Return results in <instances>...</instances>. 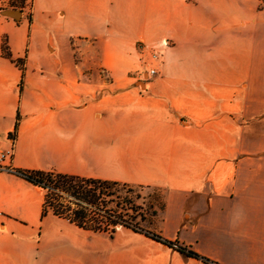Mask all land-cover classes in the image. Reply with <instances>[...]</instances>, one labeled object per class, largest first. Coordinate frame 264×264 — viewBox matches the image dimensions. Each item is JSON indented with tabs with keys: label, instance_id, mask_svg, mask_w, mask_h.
<instances>
[{
	"label": "crops",
	"instance_id": "crops-1",
	"mask_svg": "<svg viewBox=\"0 0 264 264\" xmlns=\"http://www.w3.org/2000/svg\"><path fill=\"white\" fill-rule=\"evenodd\" d=\"M9 10L0 152L13 147L15 169L157 188L144 230L218 264H264V0H34L19 22ZM142 49L163 51L148 83ZM44 201L0 170V264H209L130 227L42 216Z\"/></svg>",
	"mask_w": 264,
	"mask_h": 264
},
{
	"label": "trees",
	"instance_id": "trees-1",
	"mask_svg": "<svg viewBox=\"0 0 264 264\" xmlns=\"http://www.w3.org/2000/svg\"><path fill=\"white\" fill-rule=\"evenodd\" d=\"M33 2L34 0H9L0 9L21 10L23 12L27 8H30L29 20L31 21ZM2 54L4 57L15 62L24 74L25 60H15L13 58L6 37L2 40ZM22 83L23 80L21 85ZM14 136L15 133L12 137ZM14 173L45 190L42 216H45L51 211L55 215L69 220L80 228L95 232H109L111 235H113L119 226L130 227L136 231L145 232L149 237L165 245L176 247L181 253L190 257L201 259L209 264H218L186 246L165 239L162 235L154 231L144 230L138 225V218L142 222L151 220H148L144 215L130 214L129 211L136 212V209L129 206L124 207L113 200L114 197L118 196L116 193L119 192L118 188L126 190V194L135 193L137 197H140L134 188L144 187L132 186L117 181L84 178L54 171L15 169ZM112 202H115L114 208L110 206ZM163 207L164 203L161 200L159 209ZM151 209L153 217L156 215L158 207L152 204Z\"/></svg>",
	"mask_w": 264,
	"mask_h": 264
},
{
	"label": "rangeland",
	"instance_id": "rangeland-1",
	"mask_svg": "<svg viewBox=\"0 0 264 264\" xmlns=\"http://www.w3.org/2000/svg\"><path fill=\"white\" fill-rule=\"evenodd\" d=\"M8 1L9 0H1L0 7L6 5ZM25 11L27 15L30 14V8H27ZM140 82H143V81H140ZM118 189H119V192H116L118 196L114 197L113 200L116 203L123 205L124 207L129 206V207L136 209V212L129 211L130 214L144 215L148 220H150L152 217L151 205L154 204L156 207H158V210H159L160 201L162 200L161 190L157 188L135 187L134 189L136 193L140 195V197H137L135 193L126 194V190L122 188H118ZM115 202L110 203V206L112 208H114ZM137 222H138V225L142 227L143 229L144 227L148 226L147 224L148 222L143 225L142 221L139 220V218Z\"/></svg>",
	"mask_w": 264,
	"mask_h": 264
},
{
	"label": "built area",
	"instance_id": "built-area-1",
	"mask_svg": "<svg viewBox=\"0 0 264 264\" xmlns=\"http://www.w3.org/2000/svg\"><path fill=\"white\" fill-rule=\"evenodd\" d=\"M167 45V42L165 43ZM142 65L141 69L136 73V79L144 83L150 82L159 72V66L163 62V51L141 50ZM14 138V137H12ZM13 155V147L7 151L0 152V170L15 172V168L11 165Z\"/></svg>",
	"mask_w": 264,
	"mask_h": 264
},
{
	"label": "water",
	"instance_id": "water-1",
	"mask_svg": "<svg viewBox=\"0 0 264 264\" xmlns=\"http://www.w3.org/2000/svg\"><path fill=\"white\" fill-rule=\"evenodd\" d=\"M22 11L21 10H9L8 11V14L10 15V16H13L14 18H16V19H20L21 18V16H22Z\"/></svg>",
	"mask_w": 264,
	"mask_h": 264
}]
</instances>
